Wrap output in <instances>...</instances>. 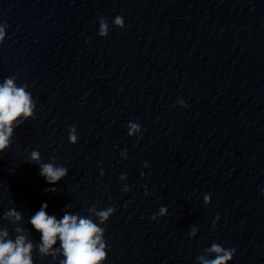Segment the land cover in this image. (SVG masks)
I'll return each instance as SVG.
<instances>
[{
    "label": "water",
    "instance_id": "95a60500",
    "mask_svg": "<svg viewBox=\"0 0 264 264\" xmlns=\"http://www.w3.org/2000/svg\"><path fill=\"white\" fill-rule=\"evenodd\" d=\"M0 24V85L14 78L35 104L0 153L5 239L60 264L38 251L42 204L98 224L89 209L115 207L104 264H198L213 243L236 250L228 264H264V0H0ZM32 151L67 176L48 184Z\"/></svg>",
    "mask_w": 264,
    "mask_h": 264
},
{
    "label": "clouds",
    "instance_id": "9594fccd",
    "mask_svg": "<svg viewBox=\"0 0 264 264\" xmlns=\"http://www.w3.org/2000/svg\"><path fill=\"white\" fill-rule=\"evenodd\" d=\"M98 35L107 37L109 34V24L106 17H99ZM113 24L115 27L123 29L125 27L122 16H116ZM7 24H0V44L6 37ZM182 107L187 104L182 100L177 101ZM35 104L32 96L25 90L24 86L17 87L14 78H6L0 85V153H4L12 143L14 127L19 126L29 117H33ZM128 135L133 136L141 132L140 124L129 121L127 124ZM71 144L78 143V134L75 126L69 129L68 135ZM142 139V136H141ZM127 150L125 149L124 152ZM127 157L125 156V159ZM41 156L39 151L30 153L29 162H35L39 165L40 175L46 179L50 185H55L68 174V169L63 165H56L53 162L40 163ZM147 166V163H145ZM103 175V170L101 171ZM125 178L121 176V179ZM126 191L128 189H125ZM46 192H56L55 187L45 189ZM209 196H205L207 202ZM48 205L43 203L30 219L32 227L40 233V244L38 251L40 254L51 255L55 258L57 253H62L64 259L60 264H104L107 259V245L104 239L106 229L101 227L115 212V207H108L104 210L96 211L95 208L89 209L99 219V224L91 218H82L77 215L65 213L61 219L55 215H49L46 211ZM167 209L161 207L158 215L166 213ZM6 218L13 223L21 219V213L15 209H10L6 213ZM156 220V215L150 217ZM216 219H219L217 215ZM215 230V223L213 224ZM22 232V229H17ZM196 229L193 228L191 235H195ZM8 236L7 231L0 232V264H33V243L28 241L23 234L17 235L15 240L5 239ZM59 241L60 247L53 249V246ZM205 251L209 254H215L214 258L198 256V264H228L233 259L235 249H226L218 243H213Z\"/></svg>",
    "mask_w": 264,
    "mask_h": 264
}]
</instances>
